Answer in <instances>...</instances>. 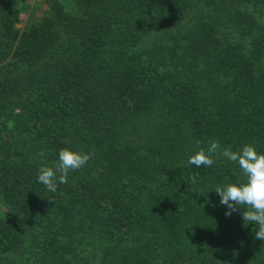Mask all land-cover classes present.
<instances>
[{
  "label": "trees",
  "instance_id": "16d2710c",
  "mask_svg": "<svg viewBox=\"0 0 264 264\" xmlns=\"http://www.w3.org/2000/svg\"><path fill=\"white\" fill-rule=\"evenodd\" d=\"M25 3L0 0V264H264L214 191L238 164H187L264 154V0ZM64 148L95 155L52 192Z\"/></svg>",
  "mask_w": 264,
  "mask_h": 264
},
{
  "label": "clouds",
  "instance_id": "9594fccd",
  "mask_svg": "<svg viewBox=\"0 0 264 264\" xmlns=\"http://www.w3.org/2000/svg\"><path fill=\"white\" fill-rule=\"evenodd\" d=\"M219 141H210L207 151L200 149L187 160L189 166L212 167L215 154L218 152L229 161L238 164L244 180L237 183L217 185L214 191L219 195L220 204L227 206L226 216L244 209L241 212L245 224H254L257 231L255 237L264 241V154L258 153L254 145H244L242 149L233 151L231 147L221 152ZM94 153H82L67 148L59 151L58 163L55 167L42 166L39 169L38 182L47 190L55 192L58 184H66L72 171L82 169ZM193 183L195 176L191 177Z\"/></svg>",
  "mask_w": 264,
  "mask_h": 264
},
{
  "label": "rangeland",
  "instance_id": "374dc122",
  "mask_svg": "<svg viewBox=\"0 0 264 264\" xmlns=\"http://www.w3.org/2000/svg\"><path fill=\"white\" fill-rule=\"evenodd\" d=\"M25 4L30 8L29 10L36 11V14L38 15L41 11L46 10L48 8V4L45 3V0H26ZM18 17L21 22L18 27H20L21 29H23L25 26H28L31 21H33L28 14L22 13L19 14Z\"/></svg>",
  "mask_w": 264,
  "mask_h": 264
}]
</instances>
